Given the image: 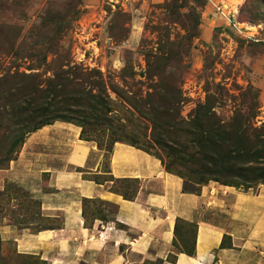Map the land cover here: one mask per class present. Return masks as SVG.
I'll list each match as a JSON object with an SVG mask.
<instances>
[{
	"label": "rangeland",
	"instance_id": "374dc122",
	"mask_svg": "<svg viewBox=\"0 0 264 264\" xmlns=\"http://www.w3.org/2000/svg\"><path fill=\"white\" fill-rule=\"evenodd\" d=\"M30 94L65 107L61 114L106 154L105 168L121 142L187 176L189 191L226 186L195 185L188 159L173 153L190 145L195 116L262 150L264 0H0V264H47L19 253L6 232L53 226L5 175L14 141L32 126L19 121ZM114 187L132 194L135 184ZM228 187L264 192V182ZM181 229L191 244L195 228Z\"/></svg>",
	"mask_w": 264,
	"mask_h": 264
},
{
	"label": "crops",
	"instance_id": "0c3cea01",
	"mask_svg": "<svg viewBox=\"0 0 264 264\" xmlns=\"http://www.w3.org/2000/svg\"><path fill=\"white\" fill-rule=\"evenodd\" d=\"M105 161L71 123L27 136L5 175L29 191L53 226H8L19 253L47 264H264V192L219 184L185 191L158 158L124 143L114 144L108 168ZM112 178L138 180L135 199L113 191ZM83 200L103 203L87 222ZM178 219L198 226L193 255L173 247Z\"/></svg>",
	"mask_w": 264,
	"mask_h": 264
},
{
	"label": "trees",
	"instance_id": "16d2710c",
	"mask_svg": "<svg viewBox=\"0 0 264 264\" xmlns=\"http://www.w3.org/2000/svg\"><path fill=\"white\" fill-rule=\"evenodd\" d=\"M23 102L24 105L21 107V113H19V121L21 120L20 122L23 123L24 126L29 125L31 123L32 126L25 129L22 138L16 139L14 141L12 151L9 152V158H7L8 162L13 160V155L17 156L19 150L24 144V137L26 138L31 133H34L42 129L43 127L51 125L55 122H67L78 126L77 124L72 122V119L66 118L64 114H61L64 113L63 111H66L65 107L52 105L47 102L45 103L44 98L41 96L34 97L33 94H30L28 98L25 99ZM54 107L56 108V112H54ZM203 109L204 106H201L199 108V110ZM48 113H53V116H44V114ZM194 118V129L197 132H190V134L192 135L190 145H180L179 148L176 150L177 152L173 153V155H179L183 159H188V162L192 165V167L183 166V168L189 171L188 177H191L196 180L195 185H204L208 184L210 181H214L226 186H234L236 188L245 187L246 189H249L252 186H255L258 182H264V168L262 169L261 167H259V165L264 166V143L261 144L262 150L257 152L256 146L260 142L255 145H253L254 143H252L247 146L245 140L240 139V137L237 135H229L225 131L224 127H220L219 124L210 125L211 121L208 122L207 120H204L202 118L198 119L196 118V116ZM84 133V131L81 132V138L88 140L84 137ZM130 145L140 148L136 145ZM113 146L110 150H108L109 156L112 153ZM188 148L195 150L196 152L188 154ZM146 152L150 153L148 151ZM259 161H262V163L259 164ZM108 164L109 157L107 159L106 168H108ZM165 169L167 172L177 175L180 178H187V176L185 177L181 172L173 170L170 164H166ZM186 180L189 181L188 183H194L190 182V179ZM111 181L113 182V187L111 188L113 191L121 194L127 200L135 199L139 189L138 180H119L112 178ZM117 182L134 183L135 188L132 194L122 192L120 191L121 189H115L114 186ZM188 183L187 181H184L185 191H189L187 186ZM193 191L197 193L200 192L197 190ZM98 202L99 201L83 200V215L85 217L86 222L89 219V215L87 214V206ZM99 204L102 205L103 203L99 202ZM102 219H104V217ZM182 225L192 226L196 230L193 238L194 240L191 244L188 241V235L191 233V231L186 230L184 232V237L181 229ZM197 230V224L189 223L178 219L176 221L173 247L178 252L193 255L195 252ZM168 260L170 262H175L176 255L171 254Z\"/></svg>",
	"mask_w": 264,
	"mask_h": 264
}]
</instances>
